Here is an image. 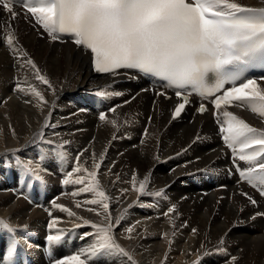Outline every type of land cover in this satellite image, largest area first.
<instances>
[{"label":"bare ground","instance_id":"bare-ground-1","mask_svg":"<svg viewBox=\"0 0 264 264\" xmlns=\"http://www.w3.org/2000/svg\"><path fill=\"white\" fill-rule=\"evenodd\" d=\"M238 2L264 8V0ZM18 13L11 21L0 10V28L11 22L14 47L19 49L14 53L3 42L7 33L0 31V219L14 229H0V255L22 236L30 255L24 264H46L48 257L40 255L38 248L44 235L55 234V229L48 228L53 220L56 229L65 230L66 239L49 247L52 256L78 254L92 243L91 237L81 236L94 230L90 226L74 229V225L82 224L77 217L99 223L101 218L86 210L98 205L77 208L76 204L98 197L93 193L73 196L83 185L62 183L82 153L80 164L88 170H93L94 159L101 163L96 177L99 190L109 197L114 220L123 216L114 229L115 239L137 264H203L204 260L214 263L215 257L218 264H232V256L238 258L235 264H264V216H257L264 212V202L248 203L237 194L234 177L228 178L221 153L225 147L217 130L222 112L197 114L196 107H187L173 120V98L164 100L141 78L97 75L90 68L88 54L67 40L48 41L46 34ZM24 52L51 82L54 93L35 79L30 66L20 67L15 57ZM18 84L26 91L20 92ZM28 85L36 87L47 103L41 104L27 92ZM101 90L121 94L101 97L97 95ZM226 110L264 130V118L248 107L235 104ZM101 113L108 122L99 119ZM46 118L55 127L43 128ZM42 128L44 141L52 143L41 142L39 137L29 143ZM17 158L35 161L43 183L23 175ZM133 174L136 187L149 177L143 194L134 190ZM220 184L225 188L220 189ZM122 189L128 191L121 193ZM19 193L25 198H17ZM28 200L41 206L31 208ZM55 205L75 212L76 217ZM173 206L175 211L166 216ZM130 226L135 228L133 239H126L125 229ZM10 262L20 264V255L15 252ZM108 264H126V258L113 256Z\"/></svg>","mask_w":264,"mask_h":264},{"label":"snow or ice","instance_id":"snow-or-ice-1","mask_svg":"<svg viewBox=\"0 0 264 264\" xmlns=\"http://www.w3.org/2000/svg\"><path fill=\"white\" fill-rule=\"evenodd\" d=\"M18 3L26 10L25 19L33 23L38 31L42 30L41 34L46 33L53 41L67 35L85 54H90L95 72L116 76L120 70H132L157 79L165 89L174 91L179 102L172 111V119L185 110L190 103V95L209 100L217 112H222L223 118L217 117L219 133L231 150L232 165L239 175L238 182H247L264 196V130L252 127L226 110L235 103L264 118V85L260 83L264 81V76L246 75L250 68L264 67V8L245 6L238 0H0V10L14 21L19 15L14 10ZM0 31L7 33L3 42L14 53H19V49L14 47L11 22ZM15 58L21 61V68L30 66L35 79L55 92L51 82L41 74L26 52ZM17 88L20 92L26 91L20 84ZM27 92L37 97L41 104L47 103L36 87L28 85ZM120 94L105 90L97 92L101 97ZM157 94L169 98L165 92ZM197 111L203 114L208 108L201 103ZM99 119L108 122L105 113H101ZM111 123L116 125L114 120ZM47 127L55 125L46 118L43 128ZM43 128L29 143L34 142L36 137L41 142L52 143L44 141ZM80 155L82 153L77 156L76 166L66 174L62 183L83 185L78 192L72 193L73 196L93 193L98 197L78 202L76 207L98 205L86 210L94 212L101 220L97 223L77 217L82 224H75L74 229L90 226L94 231L84 233L81 239L91 237L92 243L78 254L53 260L52 264H97L101 260L108 264L113 256L126 258V264H137L133 255L115 239L114 229L123 216L114 220L109 197L99 190L96 177L101 163L94 159L93 170L90 171L80 164ZM16 165L23 175L43 183L41 169L35 161L17 158ZM148 182L149 177L145 176L136 187L135 174L131 181L139 194L145 192ZM127 191L122 189L121 193ZM160 194L156 193L157 196ZM241 195L252 205L257 203L248 193L241 192ZM55 206L69 217H76V213L66 207ZM174 211L175 206L170 207L165 215ZM56 223L53 220L48 224L49 230L55 229V234L46 237L50 248L59 246L66 239L65 230L56 229ZM0 229L14 231L4 219H0ZM134 231V226L125 229L128 234L125 238L133 239ZM192 231L196 233L197 229ZM17 243L11 241L0 264H9ZM220 243H224V238ZM237 259L236 256L230 258L232 264Z\"/></svg>","mask_w":264,"mask_h":264},{"label":"rangeland","instance_id":"rangeland-1","mask_svg":"<svg viewBox=\"0 0 264 264\" xmlns=\"http://www.w3.org/2000/svg\"><path fill=\"white\" fill-rule=\"evenodd\" d=\"M213 260L215 261L214 263H212L211 261L207 262V260H204L202 263L203 264H218L219 263L218 258L215 257V258H213Z\"/></svg>","mask_w":264,"mask_h":264}]
</instances>
